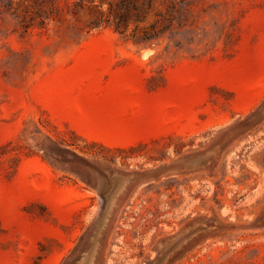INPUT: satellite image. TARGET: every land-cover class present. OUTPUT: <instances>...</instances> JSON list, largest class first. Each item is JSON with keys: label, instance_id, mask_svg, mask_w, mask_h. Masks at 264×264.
I'll list each match as a JSON object with an SVG mask.
<instances>
[{"label": "rangeland", "instance_id": "374dc122", "mask_svg": "<svg viewBox=\"0 0 264 264\" xmlns=\"http://www.w3.org/2000/svg\"><path fill=\"white\" fill-rule=\"evenodd\" d=\"M116 3L0 0V264H264V0Z\"/></svg>", "mask_w": 264, "mask_h": 264}, {"label": "water", "instance_id": "95a60500", "mask_svg": "<svg viewBox=\"0 0 264 264\" xmlns=\"http://www.w3.org/2000/svg\"><path fill=\"white\" fill-rule=\"evenodd\" d=\"M209 159H210V157H209L208 152L203 151V152H198V153H194L191 155L180 157V158H178V159H176L170 163L162 164V165L158 166L156 169L149 170L145 173H141V174H136V173H128L127 174L126 173L124 175L116 176V177H118V181L123 185V187L126 188L127 185L131 182L144 181V180L151 178V177L175 175V174L181 173V172H183L186 169L191 168V167L203 166L204 164H206L209 161ZM115 190L116 189H114L113 192L107 196V198H106L107 199V203H106L107 205L113 204V200L115 199L114 196L116 195ZM108 208H109V206H108ZM105 211L106 210L104 208V213L106 214ZM104 218L105 217L103 216V219ZM214 223H215V220L212 218H203V219L195 222L187 230V232L185 231L181 235H178V236H175V237H172V238L166 240L165 244L163 245V248L169 247V249H170L171 247L175 246L178 242L183 240V238L185 239V238L189 237L191 234H193L197 231H200V229H204L205 227L213 226ZM160 252H161V250H160ZM163 253H165V252H162V254ZM160 258H158V259L160 260ZM84 260H85V257L83 255V259L81 261L84 262ZM155 262L154 263L153 262H146L145 264H155Z\"/></svg>", "mask_w": 264, "mask_h": 264}, {"label": "trees", "instance_id": "16d2710c", "mask_svg": "<svg viewBox=\"0 0 264 264\" xmlns=\"http://www.w3.org/2000/svg\"><path fill=\"white\" fill-rule=\"evenodd\" d=\"M117 3V6H120L119 8L124 9L123 12H119L118 15V21L116 22V29H118L121 25V22L123 21L124 18L129 10L130 7L136 8L139 4L140 0H115ZM50 18V16H47V19ZM158 35L154 29L152 32L145 33L142 38L137 40V43H147V42H152L153 40H156L158 38Z\"/></svg>", "mask_w": 264, "mask_h": 264}, {"label": "bare ground", "instance_id": "6f19581e", "mask_svg": "<svg viewBox=\"0 0 264 264\" xmlns=\"http://www.w3.org/2000/svg\"><path fill=\"white\" fill-rule=\"evenodd\" d=\"M215 151V150H214ZM209 155H211V154H209ZM213 155V154H212ZM211 155V156H212ZM210 157V156H209ZM81 179V178H80ZM117 180H118V178H117ZM112 185V184H111ZM115 185V184H114ZM114 185H113V187H114ZM115 189V188H114ZM125 190V188L123 187V185L119 182V181H117V187H116V190H115V194H117L118 195V193H123V191ZM114 198H115V196H114ZM113 198V199H114ZM213 217V216H212ZM209 218H211V217H209ZM201 219V218H200ZM200 219H198V220H200ZM216 219V218H215ZM213 228V226H209V227H205L204 229H200V232H203V231H207V230H210V229H212ZM183 233H184V231H183ZM197 234V233H196ZM180 235V234H179ZM184 239V238H183ZM182 242L184 241V240H181ZM178 242L179 244H181L182 242ZM186 241V240H185ZM163 243V242H162ZM176 244V247H178V246H180L179 244ZM93 245V244H92ZM158 247V246H157ZM175 247V248H176ZM162 249V248H161ZM171 249V248H170ZM95 252V251H94ZM164 252V251H163ZM169 252V251H168ZM172 252V251H171ZM93 253V252H92ZM92 253H91V256H92ZM157 253H159V251L157 252ZM94 254V253H93ZM166 253H163L159 258H160V260L158 259L156 262H155V264H162V260H165L166 259V257H164V255H165ZM94 255H96V253L94 254ZM168 255V254H167ZM91 256H90V259H89V261H88V264H92V260H91ZM156 257V256H155ZM93 258V257H92ZM94 259H95V257H94ZM82 262V261H81ZM165 263V262H164Z\"/></svg>", "mask_w": 264, "mask_h": 264}]
</instances>
